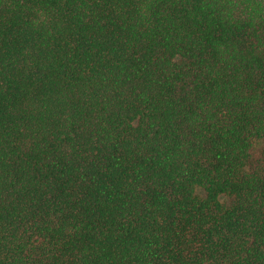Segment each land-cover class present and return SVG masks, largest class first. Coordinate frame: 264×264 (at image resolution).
Segmentation results:
<instances>
[{
	"label": "trees",
	"instance_id": "obj_1",
	"mask_svg": "<svg viewBox=\"0 0 264 264\" xmlns=\"http://www.w3.org/2000/svg\"><path fill=\"white\" fill-rule=\"evenodd\" d=\"M0 264H264V0H0Z\"/></svg>",
	"mask_w": 264,
	"mask_h": 264
}]
</instances>
